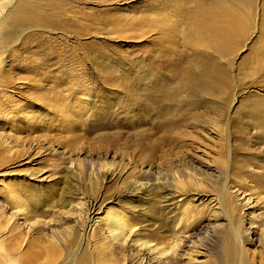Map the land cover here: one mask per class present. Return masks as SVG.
<instances>
[{
    "label": "bare ground",
    "instance_id": "1",
    "mask_svg": "<svg viewBox=\"0 0 264 264\" xmlns=\"http://www.w3.org/2000/svg\"><path fill=\"white\" fill-rule=\"evenodd\" d=\"M189 1L193 6L194 13L192 15L185 13L186 15H181L182 18L179 16L180 19L177 16V20L158 15L155 18L150 17L146 20V31L154 32L157 35L155 40L159 49L156 57L153 56V52L148 51L147 60H145L141 68L142 72L133 71L134 73L130 77L121 72L117 75H111V72H103L106 76L103 75L104 86L101 87L111 93L105 94V92H101V94H97L101 100L99 99L100 101L94 104L95 106L93 105V109L98 115H103L102 113L106 111L116 113L113 108L119 106L118 102H120L124 106L119 108L123 109V111L127 110L126 112L128 113L130 112L128 122L132 126L144 124L145 122L149 126V129H146L147 134L150 137L157 136L154 143L170 144L173 141L166 137L167 134L172 136V133H174L173 135H176L178 140L180 138L177 133H181L184 139L189 137L186 134L184 135L180 128L183 125H181L182 113L180 110L183 105H188V109L192 110L190 115L192 128L197 130L208 125L212 129L211 132L215 134L214 136H217L218 151L212 161H208V165H212L213 171L216 172V174L213 172L215 176L212 173H201L199 175L184 160L185 158L182 159L184 151L187 149L185 147L190 146L188 142H191L192 147L202 150L207 158L212 152H207L208 146L202 142L199 143L198 138H194L191 135L187 142L181 145L182 147L184 146L183 149L177 146L178 148L175 147L173 154H170L168 150H162L159 153V148L157 150H155L156 148L153 149L155 146L153 143V147L149 150L147 157L149 170L144 173L143 178L149 179L155 175V180L159 182L160 179L158 177H161V173L165 172L166 175L164 177L172 178L171 187L175 194L180 196H185L187 193L197 194L195 199L193 198L191 201L189 199V202H187L188 200L185 201L188 203V207L191 202L197 203L195 207L200 209H198V212L201 216H203L202 213L206 209L213 215L215 220H221L226 224L228 232L224 237L222 248L224 259L221 257L219 259H223L224 264H264V198H262L261 202L263 206L256 210L259 204L250 197L253 194H264V178L258 174V172L264 170V166L261 162L253 161L250 163L251 165L247 164V169H250L249 175L246 173L244 178H242L243 176L238 177V179L234 178L232 172L239 173L236 171L237 167L231 166L232 163L228 160V155L230 154V147H228L229 143L227 142L228 122L224 111V108H229V105L227 107L224 105L231 85L228 72L229 64L225 58L235 55L234 52L237 49L238 40L244 36L246 37V33L256 14V0ZM65 12L64 7L55 0H9L0 3V118L4 117L5 114L7 115V113L17 114L18 112L20 114L21 112L23 117H19L18 121L20 124L23 121L30 120L21 106L18 110L11 107L10 104L13 101L9 98L7 92L17 94L27 86L36 91H40L42 87L46 89L48 78L42 71L48 70L52 65L49 58L55 52V46H59L55 39L46 34L59 31L60 34L67 36L64 32L65 29H75L74 32L80 31L79 34L81 31H86L88 34L91 33V35L97 31L96 25L92 23L81 24L82 19L80 20L79 16H70ZM187 15L190 16V21L187 19ZM60 40L63 43V39ZM178 46L186 47L187 49L180 51L177 50ZM95 47V44H91V49ZM9 57L12 60H7ZM262 57L264 58V56ZM91 60L89 63L90 67L97 71L98 61H96L97 59H95L94 55ZM56 64L57 67L62 69H67L68 67L64 62H57ZM259 64L264 67V60H259L256 63V65ZM107 66L106 64H101V68H107ZM134 67L135 64L129 66L130 70H134ZM103 73H99V75L97 73L98 77ZM58 80L59 82L60 80L64 81L63 77ZM40 81L42 83L44 81L45 85H41ZM69 84L71 85L72 82L70 81ZM77 84L74 82L73 85L76 86H72L70 90V94L73 97L81 89L78 86L79 84ZM108 86L116 87V89ZM75 87L79 91H76ZM80 92L84 93L82 90ZM48 93H37L34 96L35 100L41 101V105L48 107V111H51L54 115H59L62 119H65L66 113L72 111L71 105L60 104L58 102L59 98L57 99L54 95L50 96ZM120 94L125 96L124 103L120 100L118 101ZM196 98H207L209 101L216 102L215 108L205 114H201L198 111L195 112L193 107L198 100ZM62 100H65V98ZM260 115L262 116L260 117ZM260 115L261 121L255 120V122L250 123L260 133L258 137L264 140V127L260 129V126L264 125V114L261 113ZM132 118H135V120L132 121ZM18 121L15 120L16 123ZM20 124L16 125L18 127H15L13 135L0 133V151L4 152L2 155L6 156V158L7 156L16 158L22 152V149L19 151L20 149L18 148L20 147L18 146L24 144L23 142H18L19 138L17 137L21 132ZM179 128L180 131H178ZM177 144L180 143L178 142ZM29 149L27 153H29ZM172 156L178 162L177 164L174 163ZM70 161L74 163L73 160L69 159ZM107 163H101L96 172H93V167L90 176L98 173L102 175H99L102 179L113 177L116 172L113 166L110 168L111 166ZM70 167L72 168V164ZM76 167L79 170L80 161L77 162ZM152 167H155L156 170L153 174L151 173ZM219 176L223 178L220 183L217 182ZM97 181L95 180L96 185ZM132 185L136 191L149 187L148 184L134 183ZM215 186L218 187L217 194L212 196L204 194L202 196L204 199H200L199 192H203L205 189H207L206 191L214 190ZM235 188H237V192L239 189L241 190L239 192L242 197L240 199L236 197L238 199L237 202L232 204L228 197V190ZM171 190L168 191L170 194H172ZM24 192H26V188L21 185L12 187L10 190L11 194L8 193L9 196H6L4 201L7 202L9 209H12L13 212L7 218V216H4L7 213L4 214L5 212L1 213L0 211L1 215L4 216L0 215L2 219L6 217L4 222L1 220V224L6 223V226L3 227L4 232H2L3 228L0 225L2 233L9 237L12 231L8 233L6 230H8L7 228L10 224H15L13 227L17 232L22 229V226L23 229H26L25 234H20L21 236L16 238L10 235L8 241L14 240L10 242L13 243L12 245L10 244L11 246L7 245L4 247L1 245L4 264H88L84 256L77 255L80 248L79 245H81L80 240L87 233L100 237L97 242L98 246H95V249L93 248L98 258L101 257L100 261L102 262L100 264H177L182 256L181 247L186 243L187 237L197 231V229H201L199 224L201 216L198 213L199 215L196 217L192 212H188L192 208L190 206L191 208L188 211H186L187 209L183 210L184 214L181 212L182 217L180 216L176 221L177 224L175 223L176 225H174L175 231L172 237L168 239L161 238L158 241H150L151 239L141 241V239L137 238L136 226L129 224V217H126V214L121 211L111 209L112 211H108V213L106 211V218H104L105 216H102L103 218L97 217V213L95 214L93 210L94 204L84 201V196H81L83 198L81 199L78 195L80 199L76 198V201H79L75 203L69 201V203L63 204L66 209H57L52 205V202V204L48 205L44 203L43 208L46 207L47 210L43 209V211L46 213L51 212L52 216L50 218L45 215V217H40L39 213L38 215L37 212H33L34 210L32 211L31 209L32 205L36 206L39 202H36L35 197L31 198V195L29 197L30 202L25 203V200L23 201L19 195V193L22 195ZM246 193H248V196ZM93 195L95 194L93 193ZM94 197H91L92 200ZM72 199L74 200V198ZM200 202L203 205L205 203L204 208ZM255 211L263 212L256 213ZM195 225L197 226L194 227ZM218 227L220 225L214 226L212 233H216ZM19 233H22V231ZM19 233L16 235H19ZM252 236L255 237V243H253ZM166 237L168 236L166 235ZM5 238L7 239V237ZM23 242L25 246L23 251H21L20 247ZM256 242L258 244L257 249L255 248L253 251L249 249V251L248 247L254 246ZM190 248L192 250L196 249L194 245ZM194 252L200 254L199 250H194ZM191 261L194 262L195 260Z\"/></svg>",
    "mask_w": 264,
    "mask_h": 264
},
{
    "label": "rangeland",
    "instance_id": "2",
    "mask_svg": "<svg viewBox=\"0 0 264 264\" xmlns=\"http://www.w3.org/2000/svg\"><path fill=\"white\" fill-rule=\"evenodd\" d=\"M7 1L9 0H0V3ZM55 1L64 7V11H66L65 13L68 15L79 16V19H82L81 24L92 23L96 25L98 28H96V30L98 32L95 30L96 32L91 35V33L88 34L86 31H81L80 34V31H77L76 34L74 32L75 29H71L72 31L70 29H65L66 31L64 30V32L67 36L60 34L59 31L46 34L52 39H55L59 45L55 46V52L49 58L52 65L48 70L42 71L48 78L46 89L42 87L40 91H36L27 86L17 94L7 92L9 98L13 101L10 104L11 107L18 110L21 106V108L26 111V116L29 117L30 120L26 122L23 121L20 124L18 121L19 117H23L21 112V116L17 112L18 115L7 113V115L5 114L4 117H1L2 119L0 118L1 134L7 133L13 135L15 127H18L16 125H18V123L20 124L19 127H21V132L17 137L19 138L18 142H23L24 144L21 146L19 143L20 146L18 147L20 148L17 147L20 149L19 151L22 149L21 154L19 153L21 157L16 156L15 158L10 156L9 158L7 156L6 158V156L2 155L4 152L2 150V152L0 151L2 155H0V211L1 213L5 212L4 214L7 213L4 216L9 218L8 215H10L13 210L9 209L7 202L4 200L6 196H9L8 193L11 194L10 190L12 187L21 185L26 188V192L22 193V195L20 194L21 192L19 193L21 199H23V201L25 200V203H29V197L31 195V198L35 197L34 199L39 203L37 204L35 202L37 205H32L31 209L32 211L34 210L33 212L39 213L40 215H38L40 217L46 216L50 218L52 216L51 212L46 213L43 211V209L47 210L46 207L43 208L44 203L47 205L53 203L52 205L57 209H66L63 204L69 203V201L75 203L79 201H76V198L80 199L81 196H84V201L94 204L93 210L95 214L97 213V217L105 216L104 218H106V211L108 213V211H112L111 209L126 214V217H129V224L136 226V235L141 241L149 239H151L150 241H158L161 238L168 239L172 237L175 231L174 225L177 224L176 221L180 216L182 217L181 212L184 214L183 210L185 211V209H187L186 211H188L189 208H191L190 206H192L193 209H191L193 211L190 209L188 212H192L196 217L200 214L198 212L200 209L195 207L197 203L191 202L193 204L190 203L189 207L187 205L189 199L190 201L193 200V198L195 199L197 194L187 193L185 194L186 197L175 194L171 187L172 178L164 177V175H166L165 172L161 173V177L163 176L162 178L158 177L160 179L159 182L155 180V175L149 179H144V173L149 170L147 163L148 152L152 149L153 145H155L153 149L156 148L155 150H157V148H159V153H161L162 150H168L171 154L175 150V147L178 148L177 146L183 149L184 146L182 147L181 145H184L187 139L192 135L194 138H198L199 143L202 142L204 145L206 144V146H208L209 150L207 149V152H212H210V156L207 158L202 150L192 147L191 142H188L190 146L185 148L189 150L186 149L184 151L185 153L183 152L182 159L185 158L184 160L190 167L192 166L191 168L199 175L201 173H212L214 175L216 172L213 171L212 165H208V161H212V158L215 157L214 155L218 151L216 142L218 141L216 138L217 136H214L215 134L211 132L212 129L208 125L197 130L192 128V121L190 118L192 110H189L186 104L183 105L180 110L182 113L181 125L183 124L180 128L184 135L186 134V136L189 137L184 139L181 133H177V136L180 138V140H178L176 139V135H173L174 133H172V136L171 134L170 136L167 134L166 137H169L170 140L172 139L173 142L170 144L160 143L161 145L159 143H154L157 136L150 137L147 134L146 129H149L147 123L144 122V124L132 126L130 122H128L130 112L128 113L126 112L127 110L124 109L125 111H123V109H121L124 104L118 102L119 106L113 108L116 113L104 111L105 113H102L103 115H98L93 108L95 106L94 104H97V102L101 100L100 96L97 94H101V92H105V94L111 93L102 88L104 86L103 75L105 72H111V75H117L121 72L130 77V75L134 73L133 71H138V73L142 72L141 68L145 60H147L146 55L148 51L153 52V56L156 57L159 49L155 40L157 35L154 32L150 33L146 31V20L150 17L155 18L158 15L165 16V18L171 20H177V16L178 19H180L182 18L181 15L185 13L192 15V13H194L193 6L190 4L189 0H185L184 2L183 0ZM255 13V18L253 17L252 24L246 33V37L244 36L238 40L237 49L234 52L235 55L233 54L230 55L231 57L225 58L229 64L228 72L231 79V85L229 92H227V99L224 105L225 107L229 105L228 109L224 108L227 117L226 120L228 122L227 142L229 143L228 147H230L228 160L232 163L231 166L237 167L236 171L239 174L232 172L234 178L237 179L241 176L244 178L246 173L249 175L250 169H247V164L251 165L250 163L253 161L258 163L261 162L264 166V140L258 137L260 133L257 131L256 127H252L250 123L253 121L255 122V120L261 121L259 115L261 113L264 114V67H262L261 64L256 65L259 60H264L262 57L264 56V0H256ZM187 19L190 21V16L187 15ZM60 39H63V43ZM91 44H95L96 47L91 49ZM62 49L64 50L61 51ZM186 49V47H177V50L180 51H185ZM93 55L95 59H97L96 61H98L97 71L93 70L89 64L92 61L91 58ZM214 58L213 60L216 59ZM7 60L12 59L9 57ZM57 62H64L67 64V69L57 67ZM101 64H106L108 66L107 68H101ZM132 64H135L134 70H130L129 68ZM97 73L98 75L99 73H103L102 75L100 74L102 79H100V76L98 77ZM62 77L64 81L60 80L59 82L58 79ZM70 81L72 82L71 85L69 84ZM74 82L75 84L81 82L77 85L81 87L80 91L82 90L84 93H81L78 88L75 87L76 91L78 90L79 93L73 97V95L70 94V90L72 86H76L73 85ZM40 84L45 85L44 81L43 83L40 81ZM108 87L116 89V87ZM40 92H46V94L49 92L48 95L56 96L57 99H60H58V102L62 105L70 104L72 111L66 113L65 119H62L59 115H54V113L48 111V107L41 105V101L35 100L34 96H36L37 93L40 94ZM61 98H65V100ZM96 99L97 101H95ZM124 99V95L120 94V96H118V101L120 100L124 103ZM196 100V105L193 107L195 112L198 111L201 112V114H205L215 108L216 102L209 101L207 98H196ZM261 116L262 115H260V117ZM107 117L109 118L107 119ZM125 117L127 118L124 121ZM14 119L18 121V123H16ZM131 120L134 121L135 118ZM262 127H264L263 124L260 126V129ZM180 128L178 131H180ZM178 142L180 144H177ZM28 148H30V154L27 153ZM171 158L174 163H178L174 156ZM69 159L73 160L74 163L71 161L69 162ZM79 161L80 167L82 168L80 169L79 167L78 170L76 165ZM104 162H108L107 164L111 166L110 168L113 166L116 174L111 178L107 177L103 179L101 178L102 175L98 173H94V175L90 176L91 169L94 167V170H92L96 172L99 169V165L101 163L104 164ZM71 164L72 168L70 167ZM151 170L152 174L156 171L155 167H152ZM258 174L264 178V170L258 172ZM218 179V183L223 180L220 176ZM95 180H98L97 185ZM230 181H232V179H230ZM134 183L148 184L149 187L136 191L135 188L132 187ZM170 189H172L171 193L173 195L168 192ZM206 190L207 189L203 192H199L200 199H204L202 198L204 194L206 196H212L218 193V187L216 186L214 190ZM239 191L241 190L239 189ZM239 191L237 192V188L228 190V197L232 204H235L237 200L242 197ZM93 193L95 195H93ZM246 195L248 196V193H246ZM71 197L74 198L75 201ZM82 197L81 199H83ZM91 197H94L93 200ZM250 197L254 202L257 201L259 205H257L258 207H256V210H259L258 208L263 206L261 202L262 198H264V194H253ZM3 203L5 206H3ZM200 203L204 208L205 203L204 205L202 202ZM97 210H100L99 213ZM205 210L206 209H204V211ZM204 211L202 213L203 216H201V214L199 215L201 216V219H199L201 220L199 222L201 229H197V231L191 233L187 237L188 240L186 239V243L181 247V260L179 259V263L177 264H224V253H222V248L224 237L228 232L225 226L226 224L221 220H215L208 210ZM255 212L260 213L263 211ZM1 216L0 225L3 228L6 226V223L1 224V220L4 222L6 217L2 219L4 216ZM216 225H220V227L216 229L218 230L216 233H212L214 231L213 227ZM13 226H15V224H10L7 228L8 230H6L8 233L12 231L9 237L11 235V237L16 238L21 236L20 234L23 235L26 233V229H23V226V230L20 229L18 232ZM196 226L197 225L194 227ZM21 231L22 233H19ZM2 232H4V228ZM2 232L0 229V247L1 245L4 247L10 244L12 245L13 243L10 242L14 240L11 241V239L8 241L9 237ZM18 233L19 235H16ZM86 235L80 240L81 245H79V254L77 253V255L84 256L88 264H100L102 262L100 261L101 257L98 258L97 254H95V250H93L95 246H98L97 242L100 237L88 233ZM166 235L168 237H166ZM5 237H7V239ZM252 239L253 243H255L254 236H252ZM6 242L8 243L6 244ZM192 245H194L196 249L192 250L190 248ZM24 246L23 242L20 247L21 251H23ZM257 247L258 244L256 242L254 246L248 247V250L250 249L253 251L255 248L257 249ZM194 250H199L200 254H196ZM1 253L2 251L0 248V264H4L3 255ZM220 257L223 259L219 260ZM189 259L195 261L193 262Z\"/></svg>",
    "mask_w": 264,
    "mask_h": 264
}]
</instances>
